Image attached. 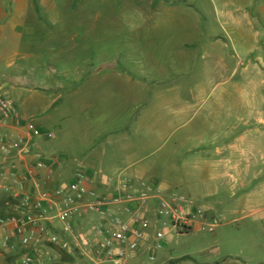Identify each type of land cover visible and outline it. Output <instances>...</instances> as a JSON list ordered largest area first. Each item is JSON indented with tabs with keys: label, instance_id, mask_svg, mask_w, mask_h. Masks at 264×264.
<instances>
[{
	"label": "rangeland",
	"instance_id": "1",
	"mask_svg": "<svg viewBox=\"0 0 264 264\" xmlns=\"http://www.w3.org/2000/svg\"><path fill=\"white\" fill-rule=\"evenodd\" d=\"M241 1L33 0L44 9L24 49L47 54L36 46L47 37L55 51L29 63L34 85L52 66L64 89L50 124L63 165L103 153L96 174L105 181L126 170L222 215L216 237L172 234L170 246L251 248L264 262V25L258 2ZM164 97L170 109L157 105ZM63 259L85 264L77 252Z\"/></svg>",
	"mask_w": 264,
	"mask_h": 264
},
{
	"label": "built area",
	"instance_id": "2",
	"mask_svg": "<svg viewBox=\"0 0 264 264\" xmlns=\"http://www.w3.org/2000/svg\"><path fill=\"white\" fill-rule=\"evenodd\" d=\"M22 120L13 103L0 94V150L10 171L5 174L10 183L0 191L12 199L0 211L1 248L26 251L20 264H43L46 246L77 252L85 264H128L152 226V246L160 250L172 234L215 236L225 225L222 215L206 211L193 199L165 194L144 180L136 185L127 175L110 181L101 195L90 191L91 179L83 172L51 189L62 161L39 155L31 163L38 135Z\"/></svg>",
	"mask_w": 264,
	"mask_h": 264
},
{
	"label": "crops",
	"instance_id": "3",
	"mask_svg": "<svg viewBox=\"0 0 264 264\" xmlns=\"http://www.w3.org/2000/svg\"><path fill=\"white\" fill-rule=\"evenodd\" d=\"M258 2L257 6L261 13V23L264 25V6L261 4L263 0H254ZM232 5L235 7H241V0H232ZM44 9L41 6L40 9L35 8L33 0H0V94L9 99L20 117L23 119L24 127L32 130L38 136L34 141L33 158L31 163L36 160L39 155L46 158L57 157L52 152L55 151L54 147L59 145V141L50 133V124L56 122L51 113L54 111L55 106L58 103V93L64 91L63 87L58 85L53 79L57 75V70L49 66L46 72L39 73L43 76L40 80L42 86L37 87L33 82L38 81V73H34L36 68L32 67L29 61L31 59L49 58V56L55 51L51 52V47H48L49 40L46 37L37 38L36 46L38 51L45 52L47 54H29L25 49L28 44L29 48L34 47L35 41L34 32L30 29L33 26V22H36V12ZM240 26L245 23L244 20H236ZM169 22V21H168ZM37 23V22H36ZM38 26V24H37ZM25 48V49H24ZM21 62L22 65L19 64ZM39 66H43L38 64ZM45 67V65L43 66ZM89 69L77 70L73 74L87 75ZM65 75H71L70 71L65 70L62 72ZM52 76H51V75ZM52 78V81L51 79ZM102 80V79H101ZM104 80V79H103ZM50 85H47L48 82ZM78 82L77 79H74ZM105 81V80H104ZM58 98V99H57ZM36 101L37 119L30 112L34 108L32 100ZM157 105L163 109H170L172 104L171 98H161L157 101ZM259 105V104H257ZM261 106V102H260ZM39 114V115H38ZM260 123L264 127V116H261ZM153 118H150L146 124H149ZM145 122V120L143 121ZM14 120H10L8 125L12 126ZM14 131H9L12 133ZM128 134H124V139H128ZM188 137L184 138L187 139ZM103 153L96 157H91L87 163H74L70 162L67 165H61L57 170V174L53 183L49 184V187L57 188L67 181L66 178L74 177L76 173H86L91 179L89 189L92 192L98 194L107 193V184L110 181L121 178L127 175L128 178L136 185L143 179L133 180L126 170H123L116 179H110L105 181L101 177H98L96 171L99 170L98 162H102ZM0 150V188L3 185L10 183V179L5 174H8V164L3 161ZM151 170L150 168H147ZM133 178V179H132ZM156 185V184H155ZM158 187L164 191L170 189L167 185H161L157 182ZM165 192V191H164ZM12 202L9 195L0 191V211L5 209V206ZM196 202V201H195ZM197 204V203H196ZM199 206V205H198ZM205 209V208H203ZM209 212L215 210L206 209ZM87 223L82 224L83 227ZM153 232H149L148 239L143 246H140L137 256L128 264H264V262L258 261L253 258L254 249H248L247 252L239 253L233 246H181L182 249H177V246H170L169 239L164 243V246L160 250H157L155 246H152L153 237L155 235V226ZM196 232L192 235H199ZM212 237H216L212 236ZM46 253L43 264H54V262H63L70 264L63 258L67 259L68 255L75 253L62 252L56 248L46 246L42 249ZM26 255V251L7 252L1 248L0 237V264H13L11 259L17 260L16 264H20L22 258ZM34 257L35 253L32 254ZM252 256V257H251ZM37 264V263H35Z\"/></svg>",
	"mask_w": 264,
	"mask_h": 264
}]
</instances>
